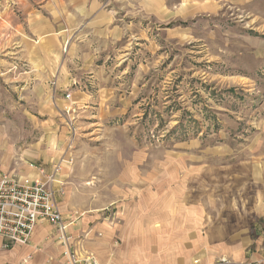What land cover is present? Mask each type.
Listing matches in <instances>:
<instances>
[{"label":"rangeland","instance_id":"374dc122","mask_svg":"<svg viewBox=\"0 0 264 264\" xmlns=\"http://www.w3.org/2000/svg\"><path fill=\"white\" fill-rule=\"evenodd\" d=\"M31 164L64 216L131 249L199 207L250 209L264 0H0V174Z\"/></svg>","mask_w":264,"mask_h":264},{"label":"crops","instance_id":"0c3cea01","mask_svg":"<svg viewBox=\"0 0 264 264\" xmlns=\"http://www.w3.org/2000/svg\"><path fill=\"white\" fill-rule=\"evenodd\" d=\"M33 158L42 157L37 154ZM36 166L25 170L27 174L14 172L28 181L51 179L48 167L44 166L45 174H41ZM253 196L250 209L230 207L211 222L207 221L206 212L197 208V212L174 222L161 242L164 246L143 244L131 249L115 239L117 230L97 222L95 216L81 222L77 217L65 219L74 245L83 252L94 253L105 264H217L219 258H228L227 264H264V187L256 189ZM48 224L40 221L26 244L5 246L8 241L0 236V264H63L65 248L59 245L56 227Z\"/></svg>","mask_w":264,"mask_h":264},{"label":"built area","instance_id":"2783aa9c","mask_svg":"<svg viewBox=\"0 0 264 264\" xmlns=\"http://www.w3.org/2000/svg\"><path fill=\"white\" fill-rule=\"evenodd\" d=\"M31 166L37 167L35 164ZM38 170L45 174L42 167H38ZM53 177L54 175L51 179ZM51 179L28 181L15 172L0 176V236L8 241L5 246L10 243H28L36 225L40 221H47L56 227L59 245L65 248L63 264H105L98 260L94 253L83 252L74 245L73 237L68 231V223L50 184ZM223 262H226V259H223Z\"/></svg>","mask_w":264,"mask_h":264}]
</instances>
